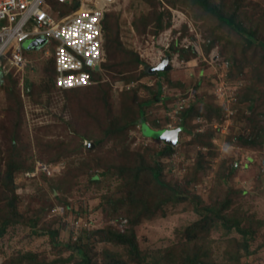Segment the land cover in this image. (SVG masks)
<instances>
[{
    "label": "rangeland",
    "instance_id": "rangeland-1",
    "mask_svg": "<svg viewBox=\"0 0 264 264\" xmlns=\"http://www.w3.org/2000/svg\"><path fill=\"white\" fill-rule=\"evenodd\" d=\"M173 2L118 0L112 5L106 71L103 81L89 89L54 90L52 62L58 42L53 39L39 47L34 46L37 39L23 43L29 61L24 71L4 67L8 74L0 76V172L16 157L15 150L21 152L17 161L26 163L13 174L12 186L0 184V227L11 209L18 212L8 215L12 223L0 238V264H80L86 258L90 264H108L113 259L156 264L171 250L174 258L160 264H185L181 257L188 256V260L196 258L193 264H264V144L240 145V136L251 134L247 117L258 103L237 105L230 99L253 85V70L235 64L229 49L245 41L228 30H215L230 45H212L210 30L217 20L202 9ZM211 2H224L229 9L240 3L248 12L247 28L255 29L254 22L262 20L263 29L256 36L264 41V0ZM74 10L72 2L57 4L53 16ZM160 14L162 30L155 21ZM182 48L193 50L195 57L183 59ZM255 48L246 47L247 53L251 55ZM164 56L175 60L171 71L162 76L144 73ZM158 84L160 99L143 108L148 114L146 124L153 130L181 128L171 156H156L168 144L148 134L145 125L133 126L120 136H112L109 130L131 119L142 101L155 99ZM258 99L264 102V97ZM179 104L185 106L183 112L195 105L203 115L192 119L179 113L173 118L170 113ZM261 119L259 127L264 126ZM15 132L12 147L10 135ZM141 154L166 164V180L187 191L183 201L164 205L134 227L143 257L138 260L126 247L105 242L94 233L115 227L125 214L123 208L114 214L109 205V199L125 195L123 178L103 172L137 162ZM95 175H101L99 184L91 179ZM225 199L230 205L224 214L232 227L214 223L203 239L189 241L187 229L206 215L207 206ZM232 222H238L242 232Z\"/></svg>",
    "mask_w": 264,
    "mask_h": 264
},
{
    "label": "trees",
    "instance_id": "trees-1",
    "mask_svg": "<svg viewBox=\"0 0 264 264\" xmlns=\"http://www.w3.org/2000/svg\"><path fill=\"white\" fill-rule=\"evenodd\" d=\"M183 5L188 6L193 9H202V12L205 14H208L209 17H213L217 20L216 27L212 28L210 30L211 35L213 36V44L223 42L222 36L215 33V30H228L234 33L237 38L241 37V39L245 42L242 44H239L237 46H234V48H229L233 52L234 55H232L235 64H240V67H249L253 70V77L251 78V82L253 85L248 86L245 90L241 92V94H238L237 101L235 104L242 105L248 102H254L256 101L258 104V107H254L251 109V114L247 117V124L250 127L251 134H244L243 136H240V145L245 146L248 148H254L259 147L264 144L263 137H264V126L259 127V123L261 117H264V102L261 103L259 101L264 97V91H260V86H264V41L257 40V32L262 28V20L258 19L256 22H252L255 29H249L247 28V25L244 23V19L248 18V12L243 9V6L239 3L233 4V8L229 9L225 3L223 2L220 5L213 4L211 0H174L173 5ZM255 5V4H254ZM255 7H259V5H255ZM264 12H262V16ZM110 16V12L106 15L105 20L103 22L104 24V31H105V50H106V61L102 65V72L93 73V79L96 81L95 84L83 87V88H76L71 90H61L56 88L55 85V68H54V61L52 62L53 66V72H54V78H53V88L54 90H60L64 92H78L85 89H89L95 85H98L101 83L103 72L106 71V62L107 57L110 54V46L111 39L107 36L108 35V18ZM157 23V29L162 30L164 28V25L162 23V15L160 14L155 19ZM253 26V25H252ZM252 28V27H251ZM259 28V29H258ZM261 31V30H260ZM224 43V42H223ZM225 44V43H224ZM228 44L230 45L229 41L225 44V47H228ZM255 45V50L252 52L251 55H249L246 50V47H251ZM120 47V43L118 48ZM224 47V48H225ZM238 51L241 53V56L237 55ZM181 57L186 60H190V58L195 57V53L193 50H186L184 48L180 49ZM224 52V51H223ZM54 60V59H53ZM137 63H140V60L138 57L136 58ZM238 64V65H239ZM105 70V71H104ZM145 74L150 75L146 71H144ZM164 75L163 72H159L156 75L162 76ZM175 85H180L176 83ZM9 93V92H8ZM128 94V92H126ZM260 93V94H257ZM10 94V93H9ZM161 94V84H158V90L156 94V98L148 101H142L139 105L138 110L134 113V116L130 119H123L124 122L119 123L116 126H112L109 128L110 134L112 136H120L125 133L126 130L129 128L138 125L140 128L142 125H145L148 122V114L144 111L145 106H148L153 102L154 100L160 99L159 95ZM14 93V97H15ZM19 97V96H18ZM126 102V101H125ZM124 102V103H125ZM149 107V106H148ZM125 108H127V104L125 103ZM256 108V109H255ZM262 108V109H261ZM126 110V109H125ZM183 114V116L192 118L195 116H201L203 115V111L196 108L195 105L191 106L184 112H180V115ZM182 116V115H181ZM19 122L21 123V117L19 116ZM157 124V123H156ZM181 127L183 128L184 125ZM252 128V129H251ZM17 132L11 133L10 138L12 140V147L15 142L17 141ZM109 134V135H110ZM18 143V142H17ZM15 150V149H14ZM174 152V147L170 145H165L164 149L160 152L156 153V156H171ZM13 156H21V152L15 150L13 152ZM147 155L141 154L138 155L136 160L137 162H132L131 164L126 165H117L113 166L107 169V172H103L102 175H115L119 176L120 178H123V189L124 194H122V197L119 199L113 200L112 198L109 199V205L112 209V212L114 214H118V211L120 208L124 209L125 214H123L119 219L118 223L122 222V219H126V222H124L122 225L115 224V227H112L109 225L108 227L96 231L95 235H100L102 239L105 242H110V244L118 245V246H124L126 249H128L130 256H135L139 260L143 257L140 256L139 246L136 241V234L134 231V227L141 223L143 219H151L154 217L158 210H162L164 205L168 204H176L180 201H183L184 198L182 197L184 194H186L187 190L181 189L179 184H172L170 181H167L164 176V171L166 168V164L162 163L160 160L152 159L149 157H146ZM11 158V160L6 165L4 173L0 172V184L5 183L7 186H12V180H13V174L20 170L24 169V164L26 162H19L17 159ZM199 168V167H198ZM197 168V171H198ZM232 169L234 170L235 167L233 166ZM110 171V172H109ZM195 175V174H194ZM93 176L91 179L96 184H99V177ZM194 179V178H193ZM2 181V182H1ZM190 179L188 180L187 184H190ZM14 191V189H11ZM16 197L13 198V203L16 200ZM198 199V198H197ZM13 203H11V208H13ZM230 205L229 199H225L224 202H217L213 203L211 206H207L205 208L206 215L198 220L196 223H194L192 226H190L187 229V237L189 241L196 240L198 238L203 239L204 234L209 233L210 228L214 225V223H224L223 226L226 228H231L230 226V218H228L227 215L224 214L225 210ZM14 211L13 209H11ZM10 211L8 215L12 216L13 212ZM16 215H18V212L14 211ZM14 213V214H15ZM212 216H211V215ZM6 216L5 219H3L1 227H0V238L3 237L5 234L7 226L12 223V221L9 220L10 216ZM9 217V218H8ZM31 224L34 225V222L31 221ZM239 223H233L231 225H236L239 232H242V229H240L238 226ZM244 233V231H243ZM249 232H245L244 234H248ZM52 235H55V232L51 233ZM244 246L248 248V245L244 243ZM175 252L173 250L169 251L167 255L163 256L160 261H157L156 264H160L161 262L167 261L170 258H174ZM87 256V255H84ZM111 256H118L115 254H112ZM188 256V255H185ZM196 256H201L200 254H197ZM189 257V256H188ZM188 257H181V260H184L185 264L186 262H191L189 264H193L195 262L196 258L188 260ZM132 257L133 260H136ZM141 261V260H140ZM80 264H90L89 259L86 258L84 261H82ZM108 264H124L121 261H116L113 259L112 261H109Z\"/></svg>",
    "mask_w": 264,
    "mask_h": 264
},
{
    "label": "built area",
    "instance_id": "built-area-1",
    "mask_svg": "<svg viewBox=\"0 0 264 264\" xmlns=\"http://www.w3.org/2000/svg\"><path fill=\"white\" fill-rule=\"evenodd\" d=\"M117 1L0 0V76L8 74L5 66L17 72L24 71L29 61L25 57L23 43L43 38L46 42L49 39L58 42L53 56L56 88L71 90L95 84L93 73L102 72L106 61L103 22ZM69 2L75 8L71 14L59 18L53 16L57 4ZM177 16L180 17L179 13ZM195 50L199 52L198 47ZM46 55L51 57L49 51ZM166 57L160 58L155 66ZM174 61L172 58V64ZM230 99L236 103V94ZM184 107L179 104L170 114L174 118Z\"/></svg>",
    "mask_w": 264,
    "mask_h": 264
},
{
    "label": "water",
    "instance_id": "water-1",
    "mask_svg": "<svg viewBox=\"0 0 264 264\" xmlns=\"http://www.w3.org/2000/svg\"><path fill=\"white\" fill-rule=\"evenodd\" d=\"M78 4L76 3L75 6ZM46 40L43 38L37 39L34 42V46L39 47L44 45ZM172 58L171 56H167L160 64L157 66L147 67L146 72L151 75H156L159 72H169L173 69V65L171 64ZM145 128L147 129V133L151 136L159 139H163L165 143L168 145L174 146L178 141V134L181 131V128H177L175 130H153L149 125L145 124ZM94 144H89V147H93Z\"/></svg>",
    "mask_w": 264,
    "mask_h": 264
},
{
    "label": "clouds",
    "instance_id": "clouds-1",
    "mask_svg": "<svg viewBox=\"0 0 264 264\" xmlns=\"http://www.w3.org/2000/svg\"><path fill=\"white\" fill-rule=\"evenodd\" d=\"M172 58V57H171ZM171 64H172V62H171ZM173 65V64H172ZM149 126H150V124H149ZM124 222H126V219H122V222L121 223H118V221H117V223L120 225H122Z\"/></svg>",
    "mask_w": 264,
    "mask_h": 264
}]
</instances>
